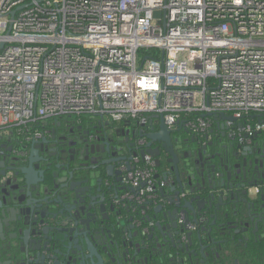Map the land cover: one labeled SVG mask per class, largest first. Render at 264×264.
Listing matches in <instances>:
<instances>
[{
    "label": "built area",
    "instance_id": "1",
    "mask_svg": "<svg viewBox=\"0 0 264 264\" xmlns=\"http://www.w3.org/2000/svg\"><path fill=\"white\" fill-rule=\"evenodd\" d=\"M0 43V139L71 115L264 130V0H0ZM133 163L139 196L164 184Z\"/></svg>",
    "mask_w": 264,
    "mask_h": 264
},
{
    "label": "water",
    "instance_id": "2",
    "mask_svg": "<svg viewBox=\"0 0 264 264\" xmlns=\"http://www.w3.org/2000/svg\"><path fill=\"white\" fill-rule=\"evenodd\" d=\"M159 14V10L154 12L155 16ZM220 116L235 119L223 112ZM180 123L176 122V128H185ZM216 124L220 128L226 126L225 122ZM122 126L131 127L132 122L124 121ZM141 126L139 140L129 143V136H125L124 141L115 140L112 149L104 132L103 144L90 146L91 153L100 159L90 168L89 176L83 181L85 186L75 188L77 181L64 192H60L63 186L58 187L57 178L46 175L35 158L40 148L44 149L46 139L28 140L30 155L23 165L18 164L16 149L1 144L0 264H218L220 254L236 241L238 225L247 223L246 217L252 218L250 215L256 210L248 193L256 185L242 190L245 184L229 164L224 165L219 177L213 174L216 167L209 165L185 179L174 147L173 129L165 122L164 115L152 114L148 123ZM154 144L158 145L152 148ZM135 145L138 146L133 150L130 146ZM159 146L165 150L172 169L155 176L164 180L167 174L174 177L168 188L161 189V196L170 205L161 212L165 229L155 227V231L146 234L137 226L127 240L120 230L119 211L113 199L121 193V199L126 200L129 197L125 194L137 191L138 187L127 182L126 172L136 156L159 155ZM147 147L152 150L148 151ZM215 156L218 153L212 154V158ZM160 159L156 157V165ZM182 192L187 197L181 199ZM179 207L200 223L198 230L186 233V239H175L180 233L174 231L171 212ZM159 208H154L157 216ZM165 233L168 237L159 248L163 255L160 257L155 253L158 248L154 241L159 235L164 238Z\"/></svg>",
    "mask_w": 264,
    "mask_h": 264
},
{
    "label": "flooded vegetation",
    "instance_id": "3",
    "mask_svg": "<svg viewBox=\"0 0 264 264\" xmlns=\"http://www.w3.org/2000/svg\"><path fill=\"white\" fill-rule=\"evenodd\" d=\"M126 121H131L132 126L123 127V122L116 124L96 115H84L79 121L78 117L72 115L43 120L41 127L44 133L34 137L38 140L43 138L47 140L44 149L40 148L38 154H35L40 169L43 168L46 175H54L57 178L58 187L63 186L60 192H64L77 181L79 183L75 188L82 189L85 186L83 181L90 174V168L100 159V156L91 153L90 146L103 144L104 140L101 141V138L104 132H107L106 137L111 142V149L115 140L124 141L125 136H129V143L140 139L142 122L138 119ZM172 136L180 159L181 174L185 179L189 180L190 175L198 174L202 168L206 169L209 165L216 167L213 174L219 177L224 172V165L229 164L239 172L240 180L245 184L241 187L242 190H246L247 186L256 185L248 190L256 210L251 213L252 218L246 217L247 223L238 225L237 228L240 230L236 234V241L220 254L218 264H235V259H238L237 264H264V133L257 131L248 135L243 130L234 131L230 125L217 129L216 125L212 124L209 133L205 136L193 134L185 128L173 129ZM1 144L10 146L13 151L18 146L21 151L16 148L18 150L14 153L19 157L18 164L27 163L30 155L29 144H20L19 139L14 135L0 139ZM157 145L154 144L152 148ZM137 146L130 147L134 150ZM150 147L146 149L151 151ZM159 148V155L147 153L154 161L156 157L161 158L159 165H156L155 161L153 178L156 181L158 180L156 173L172 169L171 163L167 162L168 156H165V150L160 146ZM2 150L3 148L0 147V152ZM215 153H218V156L212 158V154ZM105 154L106 152L103 153ZM41 157L44 159L40 160ZM167 175L168 178L162 186L155 184L153 190L147 193L139 196L137 192H132V196L126 200L121 199L120 193L119 197L113 199L115 208L119 211L120 230L124 231L125 239L127 236L128 240L129 233H132L137 226L144 229L146 234L155 231V227L165 229L166 221L161 216V212L169 209L170 205L161 196V189L168 188V182L174 180L172 175ZM180 196L183 199L187 194L182 192ZM156 207H160L158 216L154 214ZM171 215L174 217L172 220L174 231L180 233L175 239L180 237L186 239L188 231L195 232L200 227V223L184 208L179 207L175 212H171ZM165 237H168L167 233L164 234V238L159 235L154 241V245L158 248L155 251L157 256L163 257L159 248L164 244ZM222 247L224 248L223 245Z\"/></svg>",
    "mask_w": 264,
    "mask_h": 264
},
{
    "label": "trees",
    "instance_id": "4",
    "mask_svg": "<svg viewBox=\"0 0 264 264\" xmlns=\"http://www.w3.org/2000/svg\"><path fill=\"white\" fill-rule=\"evenodd\" d=\"M83 118V117H82ZM250 120L254 121L255 120V117L254 118H251ZM262 133H264V130H262Z\"/></svg>",
    "mask_w": 264,
    "mask_h": 264
}]
</instances>
